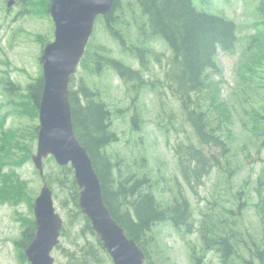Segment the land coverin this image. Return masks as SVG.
Instances as JSON below:
<instances>
[{"label":"rangeland","instance_id":"374dc122","mask_svg":"<svg viewBox=\"0 0 264 264\" xmlns=\"http://www.w3.org/2000/svg\"><path fill=\"white\" fill-rule=\"evenodd\" d=\"M12 4L7 8V3ZM194 0L199 9L213 14H222L237 24L238 41L233 53L219 52L217 62L221 76H213L217 84L201 95L194 96L201 102L203 110L220 113V120L232 131L229 142V165L239 166L238 172L229 176L217 168L202 180L196 191L191 192L183 180L173 148L178 143L188 144L193 139V129L185 120L181 104L164 83L166 62L172 52L163 39L148 42L147 17L141 14L134 0H122L134 11L125 15L135 20L126 30L128 44L139 49L150 48L155 52L146 53L145 64L141 66L136 56L124 51L107 34L103 20L97 17L86 50L98 44L112 50V55L126 65L141 72V81L124 83L115 70L106 65L100 73L85 72L81 62L73 75L72 87L83 80L87 86L100 93L114 114L111 130L118 135V141L107 146L111 159H122L138 176L147 174L153 182L156 201L166 206L180 194L187 197L196 219L209 214L214 220L223 216L233 218L226 209H235L238 191L247 206L238 217V228L247 231L255 239L260 236L261 223L255 204L264 197V148H258L255 119L264 114V58L255 59L247 51L249 41L257 34L253 26L254 8L257 0ZM130 13L132 14L130 16ZM142 32L136 35V28ZM54 25L45 0H0V147L7 149L0 155V161H17L18 166H4L3 172L13 169L25 183L19 185L16 176L5 174L0 178V264H27L18 259L14 242L19 239L24 220L33 217L30 202L39 194L43 180L34 167L31 156L36 151L37 139L29 140L28 131L38 125L33 117L31 105L25 97V87L41 73L42 49L53 41ZM250 55V56H249ZM159 57V60L156 59ZM9 80L21 91L19 111L3 95L1 81ZM218 80V81H217ZM138 115L139 128L133 127L132 118ZM4 120V121H3ZM3 121V122H2ZM16 132L24 133V144H32L29 160L26 146L19 150L12 146ZM21 140V141H22ZM22 141V143H23ZM194 142V141H192ZM57 164L52 158L43 160L44 180H50L49 187L56 212L63 220L65 235L60 232L58 246L51 252L54 264H64V249H73L85 240L96 245V239L89 233H81L84 225L82 216L66 197V190L56 183ZM3 187V188H2ZM21 188V190H18ZM262 188V189H259ZM260 193V195H259ZM154 240H151L152 238ZM149 254L154 264H191L190 252L194 247L199 253L202 243L196 232H177L170 221L158 222L148 232ZM100 254L102 264H110L106 253ZM205 264H220L219 255L210 251L204 254Z\"/></svg>","mask_w":264,"mask_h":264},{"label":"trees","instance_id":"16d2710c","mask_svg":"<svg viewBox=\"0 0 264 264\" xmlns=\"http://www.w3.org/2000/svg\"><path fill=\"white\" fill-rule=\"evenodd\" d=\"M140 8L141 14L147 17L146 29L148 42L151 39H163L172 52L166 62L164 83L171 94L181 104L184 116L192 129L193 139L188 144L178 143L174 148L180 174L191 192L201 185L202 180L217 168L229 176L238 172L239 166L229 165L228 144L233 140V134L221 120L220 113L203 110L196 95L213 88L216 81L213 76H221V69L217 62V55L233 53L238 41L237 24L222 14H213L197 8L194 0H134ZM48 10L49 0H45ZM205 3L207 0H202ZM124 4L122 0H114L111 11L103 20L107 34L124 51L136 56L141 66H144L146 53L155 52L150 48L139 49L128 44L125 32L135 20L125 18L126 13L134 9ZM132 10V11H131ZM132 14L130 13V16ZM254 23L257 34L248 43L247 51L255 59L264 58V0H257L254 8ZM136 35H143L137 30ZM249 55V56H250ZM159 60V57L156 56ZM108 65L112 67L124 82L141 81V72L126 65L112 55V50L98 44L92 50H85L81 59V67L85 72L100 73ZM69 83V103L71 107L72 126L79 143L86 149L93 168L100 180L103 199L113 219L123 228L127 238L132 239L144 253L145 263L154 264L150 259L148 232L158 222L170 221L177 232L192 234L196 232L202 243L201 252L191 247V264H205L204 254L214 251L219 255L220 264H264V197L255 204L261 223L260 236L254 238L247 231L238 228V217L247 206L246 200L241 199L243 191H238V201L235 209H226V213L235 219L223 216L215 220L209 214H202L196 219L187 197L180 194L169 205H160L153 193V182L149 175L138 176L122 159L113 161L106 151L107 146L118 141V135L111 130L114 114L107 104L100 100V93L86 85L81 80L76 88ZM218 81V80H217ZM4 97H8V104L13 106V112L19 114L21 91L19 86L5 79L1 81ZM43 89L41 73L28 83L24 91L27 103L31 105L33 117L38 114V106ZM211 91V89H210ZM4 121V120H3ZM2 121V122H3ZM254 129L259 139L258 148H264V114L255 119ZM133 127L139 128L138 115L132 118ZM37 125H32L28 131L29 140L37 138ZM25 134L16 132L12 146L19 150L26 146V157L29 160L32 144L26 145L22 140ZM23 143H22V141ZM25 145V146H24ZM0 147V155L4 152ZM18 166L17 161H0V178L5 174L16 176L19 185L25 183L19 179L13 169L3 172L5 165ZM56 183L66 190V197L76 209V214L82 216L78 208L79 189L73 178L70 166L57 167ZM49 184L50 180H46ZM51 186V185H50ZM3 188V187H2ZM262 189V188H259ZM21 190V188H18ZM260 195V193H259ZM261 196V195H260ZM33 203L29 210L32 215ZM84 225L81 233H89L96 239V245L85 240L81 245L71 242L74 248L64 249V264H102L100 254L96 249H103L98 237L93 232L90 222L82 216ZM62 236L65 229H61ZM35 233L34 219L24 220L21 235L14 242L18 259L27 263L24 249L32 241Z\"/></svg>","mask_w":264,"mask_h":264},{"label":"water","instance_id":"95a60500","mask_svg":"<svg viewBox=\"0 0 264 264\" xmlns=\"http://www.w3.org/2000/svg\"><path fill=\"white\" fill-rule=\"evenodd\" d=\"M113 3L114 0H50L54 38L40 58L43 89L38 106L37 146L31 161L41 178L43 160L49 156L60 167L70 166L80 190L78 207L113 264H145L141 249L127 238L105 205L92 161L74 134L69 103L70 77L84 55L95 19L108 15ZM11 4L9 1L7 8ZM33 216L35 233L24 256L28 264H54L51 252L59 243L63 221L46 182L34 200Z\"/></svg>","mask_w":264,"mask_h":264},{"label":"flooded vegetation","instance_id":"af4514ba","mask_svg":"<svg viewBox=\"0 0 264 264\" xmlns=\"http://www.w3.org/2000/svg\"><path fill=\"white\" fill-rule=\"evenodd\" d=\"M101 252H103V253H106V251H104L103 249H101L100 250ZM106 259L108 260V262L110 263V264H113L112 263V259L106 254Z\"/></svg>","mask_w":264,"mask_h":264}]
</instances>
